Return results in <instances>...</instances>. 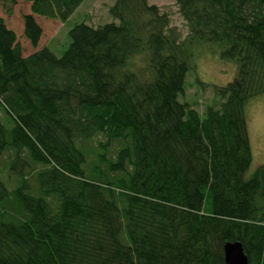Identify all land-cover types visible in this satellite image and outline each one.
<instances>
[{"label":"trees","instance_id":"trees-1","mask_svg":"<svg viewBox=\"0 0 264 264\" xmlns=\"http://www.w3.org/2000/svg\"><path fill=\"white\" fill-rule=\"evenodd\" d=\"M84 1L0 0L7 15L31 4L24 35L36 49L24 56L0 14V104L13 123L0 120V158L19 178L10 188L0 167V264H226L235 242L264 264V165L246 178L264 0H176L185 38L149 0H113V22L75 25L61 56L40 49L35 16L66 23ZM203 44L237 74L200 114L181 98ZM138 56L146 65L133 70ZM100 137L90 167L87 143Z\"/></svg>","mask_w":264,"mask_h":264},{"label":"rangeland","instance_id":"rangeland-1","mask_svg":"<svg viewBox=\"0 0 264 264\" xmlns=\"http://www.w3.org/2000/svg\"><path fill=\"white\" fill-rule=\"evenodd\" d=\"M149 3L157 5L162 12L169 14L171 26L179 30L182 38L188 35L186 22L180 14L176 0H149ZM112 4L113 0H85L66 23L36 15V21L43 29L39 48L49 47L58 56H61L70 44L68 31L75 25L85 22L98 27L114 21L109 13ZM0 14L19 36V43L22 46L23 55L28 56L35 52L36 49L32 47L24 35L23 17L31 14V4L19 2L14 9L13 15H7L4 9L0 7ZM195 57L197 58H195L196 69L187 77L185 94L181 98V101L191 104L200 114H204L208 106L218 107L221 104L222 99L216 95L214 86L223 87L228 85L237 74V66L233 62L222 60L216 46L210 44H203ZM145 65L144 57L138 56L134 60L132 69L140 70ZM246 117L253 152V161L246 174V178L249 179L260 166L264 165V94L248 103ZM0 120L8 129L13 127L11 119L3 110L1 104ZM100 141L106 142L105 138L100 137L87 143L89 148L95 150V155L91 153L88 159V166L90 167L92 163L94 164L96 162V152H102L99 148ZM119 143H113L111 145L108 156L110 160H115ZM25 160L28 166L25 169V174L28 180L34 184L35 177H33L34 174L31 168L35 167V164L30 163L26 157ZM9 161V156L5 154L0 158V167L4 168L3 178L10 188H14L18 185L19 178L17 175H14L9 179L8 170L4 167Z\"/></svg>","mask_w":264,"mask_h":264},{"label":"water","instance_id":"water-1","mask_svg":"<svg viewBox=\"0 0 264 264\" xmlns=\"http://www.w3.org/2000/svg\"><path fill=\"white\" fill-rule=\"evenodd\" d=\"M224 254L226 264H249L248 256L239 242L226 243Z\"/></svg>","mask_w":264,"mask_h":264},{"label":"crops","instance_id":"crops-1","mask_svg":"<svg viewBox=\"0 0 264 264\" xmlns=\"http://www.w3.org/2000/svg\"><path fill=\"white\" fill-rule=\"evenodd\" d=\"M5 19V18H4ZM5 21H6V24H7V26L10 28V29H12L13 30V28L12 27H10L9 26V24H8V22H7V20L5 19ZM13 31H15V30H13ZM16 33V32H15ZM18 36V35H17ZM18 39H19V36H18Z\"/></svg>","mask_w":264,"mask_h":264}]
</instances>
